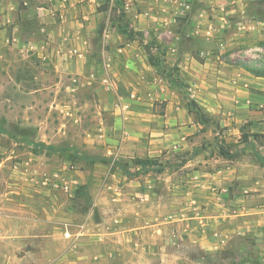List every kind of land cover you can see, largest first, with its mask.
Returning <instances> with one entry per match:
<instances>
[{
  "label": "rangeland",
  "instance_id": "1",
  "mask_svg": "<svg viewBox=\"0 0 264 264\" xmlns=\"http://www.w3.org/2000/svg\"><path fill=\"white\" fill-rule=\"evenodd\" d=\"M255 7L264 19V1ZM100 12L84 63L60 49L59 4L0 0V264H264V136L246 142L250 123L190 113L183 80L173 124L153 119L166 101L103 87L105 32L118 46L131 39ZM135 39L145 52L168 51L151 30ZM54 45L67 54L62 68L44 58ZM189 45L167 54L159 74L180 76L175 60ZM191 47L264 71L257 37L235 55Z\"/></svg>",
  "mask_w": 264,
  "mask_h": 264
},
{
  "label": "crops",
  "instance_id": "2",
  "mask_svg": "<svg viewBox=\"0 0 264 264\" xmlns=\"http://www.w3.org/2000/svg\"><path fill=\"white\" fill-rule=\"evenodd\" d=\"M53 1L59 4L63 16L60 49L70 53L75 50L78 61L85 63V52L92 44L88 40L89 30L97 27L102 19L98 1ZM263 1L125 0V3L127 12L132 14V27L144 34L151 30L156 44L168 46L166 55L178 57L179 48L189 42L182 59L175 62L180 67V78L189 84L191 96L206 112L221 114L237 124L250 123L252 131L264 133V76L254 74L239 61L223 59L214 54L213 49L191 47L198 40L201 44L216 45L221 54L235 55V50L242 45L245 47L252 38L264 40V19L258 16L259 8L255 7ZM135 4L140 5L139 9ZM234 15L236 20L232 18ZM110 35L112 33L105 32L97 54V73L102 86L110 88L111 84L113 89L119 90L127 86L166 101L164 112L153 113V119L158 123L176 122L178 116L174 108L179 96L178 86L159 74L136 39L118 46ZM54 39L59 41L58 37ZM60 49L54 45L52 53L44 57L46 62L64 67L67 54ZM162 139L164 137L153 140Z\"/></svg>",
  "mask_w": 264,
  "mask_h": 264
},
{
  "label": "trees",
  "instance_id": "3",
  "mask_svg": "<svg viewBox=\"0 0 264 264\" xmlns=\"http://www.w3.org/2000/svg\"><path fill=\"white\" fill-rule=\"evenodd\" d=\"M104 2L99 6V10H110L111 11V19L113 21L112 25L117 27L119 32L122 34H125L128 36L129 39L133 40L137 37L143 38L144 33L141 31H136L133 27H132V23H131V19L129 18L127 12L125 11L126 9V5H125V0H103ZM125 8V9H124ZM100 31H103L104 29V24L101 23L100 25ZM151 46V45H150ZM150 46H148V44H146L145 48H146V53L148 56V61L156 67L157 70H159V66L161 62H165L166 63V51L163 49L162 51H160V56H158L156 54V52H154ZM156 48L158 50L161 49L160 45H157ZM167 73L164 74V76L173 84H177V85H182L183 81L180 78V76H174V67L172 68H167ZM250 71H252L254 74L258 75V76H264V71L262 72L260 69H251L248 68ZM187 107L189 109L190 113H194L198 118L200 119H205L207 117V114L204 112L203 108L201 107V105L192 98H189V101L187 103ZM245 125L241 126V129H243ZM244 139L246 142H249L250 138L253 137L254 139H257L259 137L264 136L263 133H258V132H245L244 134ZM220 154L222 156H226L229 158L235 157L237 156V152L236 151H231L227 148H225L224 146L220 147L219 150ZM142 161V160H141ZM157 160L152 158V157H147L145 159L146 163L149 164H153L156 165ZM142 163V162H141ZM138 163V164H141ZM163 166L160 165V170L162 171ZM127 174H130V172H126Z\"/></svg>",
  "mask_w": 264,
  "mask_h": 264
},
{
  "label": "built area",
  "instance_id": "4",
  "mask_svg": "<svg viewBox=\"0 0 264 264\" xmlns=\"http://www.w3.org/2000/svg\"><path fill=\"white\" fill-rule=\"evenodd\" d=\"M126 8H127V5H126ZM105 82H107L108 84H110V81L109 80H106ZM110 88H112V85L110 84Z\"/></svg>",
  "mask_w": 264,
  "mask_h": 264
}]
</instances>
